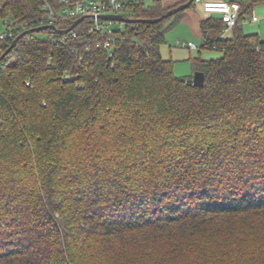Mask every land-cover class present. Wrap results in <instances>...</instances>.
<instances>
[{"label":"trees","instance_id":"obj_1","mask_svg":"<svg viewBox=\"0 0 264 264\" xmlns=\"http://www.w3.org/2000/svg\"><path fill=\"white\" fill-rule=\"evenodd\" d=\"M120 1L113 57L62 14L3 57L65 3L0 0V264H264V40L242 28L264 0L232 37L201 22L203 86L161 54L186 10L143 21L188 0Z\"/></svg>","mask_w":264,"mask_h":264},{"label":"built area","instance_id":"obj_2","mask_svg":"<svg viewBox=\"0 0 264 264\" xmlns=\"http://www.w3.org/2000/svg\"><path fill=\"white\" fill-rule=\"evenodd\" d=\"M65 7L61 13L54 11L49 5H45L44 9L48 11L50 16L49 25H53L51 18L62 14L68 17H92L94 23L91 31L98 32L103 38L98 43L100 48H103L110 57H113L115 50V39L112 36L114 32V21H107L102 19L101 16L108 14H123V3L120 0H77L71 6L70 0H62ZM204 10L208 14H218L221 19L226 23L224 33H228L238 24L241 14V4L236 1H209L205 3ZM248 20V19H247ZM122 27V23H119ZM7 30L0 33V40L12 39L14 31L6 21ZM73 32L72 30L68 33ZM76 36L75 33H73ZM190 48H197L196 43L189 42L185 44ZM29 84V82H28Z\"/></svg>","mask_w":264,"mask_h":264},{"label":"crops","instance_id":"obj_3","mask_svg":"<svg viewBox=\"0 0 264 264\" xmlns=\"http://www.w3.org/2000/svg\"><path fill=\"white\" fill-rule=\"evenodd\" d=\"M153 1L154 0H145L146 4H151L153 3ZM184 1L186 0H162L164 7H172ZM209 1H236V2L242 3L241 1H238V0H196L194 5H191L188 9H186L184 15L173 27L169 28V26L173 23L174 18L166 21V25H164V28H169V29L166 32V42L161 47V54L165 59H167L168 57L169 59H172L171 57H173V59H176V60L180 59V56H178L177 53L182 50L188 51L190 53L194 52L195 53L194 57L201 56L204 59H214V58H207L206 57L207 55L204 56L203 51H201L202 49L199 48L197 44H196L197 48H190L185 45L186 43H189V42L196 43L195 40L200 39L202 41L201 46H203L204 39L202 35V30H201V22L210 16V14L206 13L204 10L205 3ZM260 15H261V19L254 13V8H253L252 17L247 16L243 20L244 24H247V26L252 25V29L257 31L258 33L256 34H253L250 32L246 33L244 31L243 24H242V28L246 34L257 35L261 40H264V29L262 27V24H259L263 21L264 14L261 13ZM253 24L255 25L259 24V27L254 26ZM252 29L251 27L249 28L250 31H252ZM167 35L169 36L167 37ZM232 36H233V30H231L228 33H224L223 31L221 38L222 37L228 38ZM219 53L220 55L215 58H219L220 56H222V53L221 52ZM174 68H176V66Z\"/></svg>","mask_w":264,"mask_h":264},{"label":"rangeland","instance_id":"obj_4","mask_svg":"<svg viewBox=\"0 0 264 264\" xmlns=\"http://www.w3.org/2000/svg\"><path fill=\"white\" fill-rule=\"evenodd\" d=\"M238 1L247 3L250 0H238ZM254 13L261 19V15L260 14L261 13L264 14V3H261V4H258L256 6H254ZM259 24H262V27L264 29V19ZM259 24L258 25L257 24L256 25L253 24V25L259 27ZM164 25H166V22L164 23ZM114 27L118 28L119 27V23H114ZM179 27H181V26H179ZM250 27L252 29V25L247 26V24H244V22H243V28H244V31L246 33L247 32H250V33H253V34L258 33L254 29H252V31H250L249 30ZM6 30H7V25H6L5 21L2 18H0V33L5 32ZM175 31H177V30H175ZM168 33H170V32H168ZM168 36L169 35H167V37ZM195 42L198 45V47L202 49L201 51H203L204 56L207 55L206 56L207 58H215V57L220 55V53L217 52L216 50H207V49L203 48L201 46L202 45V41L200 39L199 40L196 39ZM177 54H178V56H180V59H177L178 61L176 59H173V57H171L174 61H176L175 62V66H176L175 74L177 76H190V75H193L194 74V72H193L194 70H193V65H192L191 58H193L195 56V53L194 52L190 53L188 51L182 50V51L178 52ZM167 59H169V57Z\"/></svg>","mask_w":264,"mask_h":264},{"label":"water","instance_id":"obj_5","mask_svg":"<svg viewBox=\"0 0 264 264\" xmlns=\"http://www.w3.org/2000/svg\"><path fill=\"white\" fill-rule=\"evenodd\" d=\"M196 0H188L187 2L175 7L174 9L168 11L165 15H163L161 18H157V19H143V21L145 22H150V23H154V22H158V21H161L162 19H166L172 15H174L175 13L177 12H180V11H183V10H186L188 9ZM86 17V16H85ZM85 17H81L80 19H78L76 21V23L71 27L69 28L68 30H65V31H59V32H65V33H68L70 32L71 30H73V28L81 21L83 20ZM102 19H105L107 21H114V22H122V23H129V22H134L133 19H130L128 17H126L124 14H108V15H103L101 16ZM48 29H53V30H56L55 29V26L53 25H45V26H40V27H35V28H31V29H28V30H25L24 32H22L15 40L14 42L12 43L11 47L6 51V53L3 55V57H5L11 50H13L18 41L24 37L25 35L27 34H30V33H34V32H39V31H43V30H48ZM193 82L196 86H203L204 83H205V74L203 72H196L194 74V78H193Z\"/></svg>","mask_w":264,"mask_h":264}]
</instances>
